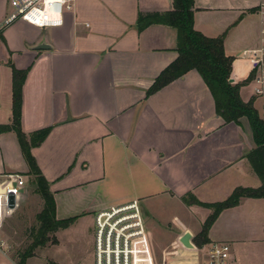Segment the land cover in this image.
<instances>
[{"label": "crops", "instance_id": "1", "mask_svg": "<svg viewBox=\"0 0 264 264\" xmlns=\"http://www.w3.org/2000/svg\"><path fill=\"white\" fill-rule=\"evenodd\" d=\"M261 1L195 0L194 29L205 37L224 36L225 53L234 58V84L251 75L250 59L260 54ZM70 2L60 28L19 21L0 35V95L9 100L0 125L13 118L9 63L20 70L30 67L22 89V130L29 135L52 127L32 154L54 195L58 220L76 217L75 225L88 213L95 223L101 211L137 202L157 221L194 237L212 210L184 205L181 198L194 194L211 204L228 199L238 187L262 186L248 160L256 144L247 118L239 125L225 123L196 70L147 96L178 57V31L158 23L139 30V17L170 12L173 0ZM9 11V0H0V21ZM42 40L51 48L32 50ZM251 86L240 96L253 100L264 118L253 91L245 95ZM4 153L10 160L0 161V174H28L13 132L0 134V156ZM84 193L99 197L94 206L84 204ZM60 197L71 200L61 204ZM147 216L149 238L158 243L163 230ZM190 216L200 218L198 231L185 220ZM180 238L169 246L179 248L184 259L196 255L197 246L185 248ZM208 239L264 244V198H245L222 212ZM231 256L230 264L237 263Z\"/></svg>", "mask_w": 264, "mask_h": 264}, {"label": "trees", "instance_id": "2", "mask_svg": "<svg viewBox=\"0 0 264 264\" xmlns=\"http://www.w3.org/2000/svg\"><path fill=\"white\" fill-rule=\"evenodd\" d=\"M195 0H173V9L164 14H141L139 17V30H143L154 23L173 27L178 31L177 52L178 57L172 64L160 73L155 79L147 96H152L173 81L185 76L191 70H196L215 99L216 114L223 118L225 123L239 125L243 118H247L256 148L248 154L255 173L261 181L260 188L238 187L221 202L211 204L199 201L196 196L189 194L187 203L198 205L212 210L206 219L202 231L195 236L197 247L210 244L208 234L222 212L240 205L242 199L264 198V118L256 108L254 101L246 102L241 98L240 92L244 85L251 82V75L243 83L232 84L229 79L233 71L234 58L225 53L224 36L218 38L205 37L194 29ZM9 66L13 74V103L12 123L0 125V134L13 132L18 139L22 155L28 166V175L34 177L35 192L44 201L43 210L37 215L38 227L32 231V243L25 252L20 255V264H26L29 258L34 256L38 248L48 244L57 245L55 236L60 230L68 229L76 221V217L58 220L56 218V201L50 191L49 183L42 175L32 149L39 147L52 131V127H46L27 135L22 130V89L30 67L20 70L11 62Z\"/></svg>", "mask_w": 264, "mask_h": 264}, {"label": "rangeland", "instance_id": "3", "mask_svg": "<svg viewBox=\"0 0 264 264\" xmlns=\"http://www.w3.org/2000/svg\"><path fill=\"white\" fill-rule=\"evenodd\" d=\"M9 68L11 69L10 66ZM248 85H251V82L243 87ZM252 91V86L244 89L245 95L248 93L250 94ZM6 96L7 95H0V97L4 99L3 102H0V119H4L6 110H8L9 100H6ZM9 99L12 101V97ZM257 106L260 108L261 114L264 115V101L262 99H258ZM7 124L9 123L7 122ZM9 160V155L6 153H4L3 156H0V161H4V163ZM7 174L10 173H3L0 175ZM17 174L25 177L24 180L26 187L19 201L18 208L14 212L8 213L5 216L1 236L7 242V249L4 252H0V264H20V255L23 254L27 247L32 243V231L38 227L37 215L44 207L43 199L35 192V186L33 184L34 177L28 174ZM99 196L104 198V192L102 194L99 193ZM98 198L97 195L89 196L86 193L82 196L84 204H88L87 207L94 206ZM59 199L61 204H65L67 201L71 200L69 197H67V199L60 197ZM189 199L190 198L187 195L181 198V201L184 205L190 206L187 203ZM223 199L221 201H223ZM149 210L152 209L149 207ZM139 211L146 231L148 230L145 223L144 213L148 215V220L154 221L155 225H158V228H162L163 230H158L161 232L156 235L158 243H153L149 238V235L147 238L150 247L149 257L152 258V264H205L207 257L205 256V252L202 250L201 252L200 249H203L208 244L203 247H196L197 245L194 242L195 236L198 235L202 229L198 233H195L194 237L191 238L192 244L194 246L196 245L195 247L198 249L196 250L195 248V253L197 256L201 257V260L197 262L196 255L192 258L188 257V259H184L179 255V248L170 247L171 245L169 246V241L177 240L180 237L182 238V236L188 231L184 230V228H182V230L179 229L180 231L173 228L171 229V227H169V222H166V220L163 221L162 219L160 220L161 222L159 220L157 221L153 214L143 209V206H139ZM93 217L92 214L87 213L85 216L78 219V222L69 229L57 232L55 236L58 239V244H48L45 247L38 248L35 251L34 256L26 261V264H95V223ZM189 219V221L187 219L185 220L191 222L192 226L197 228L194 230L198 231L202 226L200 218L198 216H190ZM160 224H162V227H160ZM217 242L231 243V253H234L238 257L237 263L235 264H264V244H245V246H243L232 241L220 240ZM190 254L191 253H189V255Z\"/></svg>", "mask_w": 264, "mask_h": 264}, {"label": "built area", "instance_id": "4", "mask_svg": "<svg viewBox=\"0 0 264 264\" xmlns=\"http://www.w3.org/2000/svg\"><path fill=\"white\" fill-rule=\"evenodd\" d=\"M10 11L0 21V35L22 21L39 29L60 28L64 13L72 8L70 0H9ZM261 15L260 54L250 59L253 96L264 101V0ZM24 176L0 175V252L7 249L1 231L6 214L14 212L25 190ZM148 234L142 223L137 202L112 207L95 218V264H152ZM205 264H230L231 243L211 242L202 249Z\"/></svg>", "mask_w": 264, "mask_h": 264}, {"label": "water", "instance_id": "5", "mask_svg": "<svg viewBox=\"0 0 264 264\" xmlns=\"http://www.w3.org/2000/svg\"><path fill=\"white\" fill-rule=\"evenodd\" d=\"M50 48H51V46L48 45V44H46V42H45L44 40H42L39 44L33 46V47H32V50H35V51H41V50H48V49H50ZM229 81H230L231 83H234V82H235L232 78H230ZM191 238H192V234H191L190 232H187V233L184 234V235L182 236V238L180 239L181 242L183 243V245H184L186 248H188V249H194V247H195V246L192 244V242H191V240H192Z\"/></svg>", "mask_w": 264, "mask_h": 264}]
</instances>
